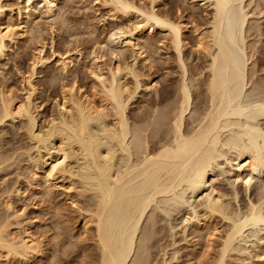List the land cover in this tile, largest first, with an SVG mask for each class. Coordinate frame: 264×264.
Returning a JSON list of instances; mask_svg holds the SVG:
<instances>
[{"label": "bare ground", "instance_id": "6f19581e", "mask_svg": "<svg viewBox=\"0 0 264 264\" xmlns=\"http://www.w3.org/2000/svg\"><path fill=\"white\" fill-rule=\"evenodd\" d=\"M20 1L28 3L26 20L16 24L11 17L13 12L21 17L20 7H14L12 0H0V59L7 55L8 42L26 36L29 24L40 14L51 19L56 14V0H39L43 2L40 13L32 6L35 0ZM99 1L129 20L128 17L137 19L131 26L116 27L111 35L112 42L132 50L133 60L135 55L147 59L144 52L149 48L145 46H151L156 37L167 39L182 69L176 89L171 92L166 89L162 96L150 101L149 109L129 115L128 103L140 86L138 71L133 66L135 60L132 64L113 63L105 72L93 70L100 87L98 91L91 90L88 94L74 87V83L64 84L56 103L57 113L52 114L44 130L36 131L38 123L32 100L36 88L32 77L36 67L50 58L44 53L45 43H41L25 79V98L17 100L9 90L0 92V122L16 117L25 122L29 147L38 153L36 160L44 157L41 149L47 150L46 156L40 159L44 178L41 182L36 180L40 190L60 186L57 181L60 178L66 191L75 190L76 195L84 197L81 203L75 199L70 202L79 213V226L93 244L94 257L86 264H126L131 256L135 264H145L147 257L142 241L164 230L161 224L156 225L159 219L153 210L165 212L170 201L183 200L185 191L197 193L211 183L216 175L213 163L225 156L224 149L233 152L227 161L234 168L236 181L249 187L254 177L264 174V134L254 123L255 117L264 116V75L254 79L264 57L256 41L247 40L252 34L264 35L255 17L264 9L257 0H190L197 5L193 7L206 9L209 17L200 25L192 21V43L202 55L198 56L192 77L187 81L182 48L189 43L184 18L198 21L196 12L189 11L174 19L157 9L162 0H148L146 5L137 3L138 0ZM52 56L57 57L61 69L66 71L68 57L54 50ZM260 70L264 71V63ZM127 75L134 78L132 88L125 83ZM247 83L254 97L245 101ZM194 98L203 102L202 107ZM191 110L198 116L196 119L187 117ZM226 131L230 132L224 135ZM2 158L0 163L4 161ZM37 169L31 172L33 180L37 179ZM210 190L198 204L202 212L193 210L192 217L199 231L216 214L229 220L213 261V264H224L235 237L249 225L264 223V207L251 201L242 213L235 214L222 201L221 191L214 187ZM5 191L1 203L8 214L0 217V250L5 255L14 253L26 257L29 252L40 255V241L29 226L23 225L24 209L13 208L11 188ZM139 227L145 234L141 240L137 237ZM13 229L21 230L13 234ZM204 236L209 242V230Z\"/></svg>", "mask_w": 264, "mask_h": 264}, {"label": "rangeland", "instance_id": "374dc122", "mask_svg": "<svg viewBox=\"0 0 264 264\" xmlns=\"http://www.w3.org/2000/svg\"><path fill=\"white\" fill-rule=\"evenodd\" d=\"M257 1L264 9V0ZM136 2L146 5L148 0ZM191 2L190 0H162L157 7L159 11L169 13L168 15L174 19L189 11L196 12L199 17L198 21L188 16L184 18L188 27L186 40L189 43L182 48L184 62L188 70L185 75L187 81L192 77L191 71L194 70L193 66L197 60L199 61L198 56L202 55L195 51L190 27L193 22L198 25L203 24L205 19L209 17L206 14V9L202 6L193 7L196 4H191ZM12 3L14 7H20L22 11L21 17L13 12L12 20L16 24L20 21L25 22V9L28 3L20 0H12ZM42 4L43 2L35 0L32 6L36 12L40 13L43 11ZM248 9L250 10V7ZM54 11L56 14L52 19L40 14L35 21L29 24L28 35H23L16 42L9 41L7 55L0 59V92H6V90L8 92L9 90L10 94L16 96L17 100H23L27 89L25 79L30 74V64L36 56L37 48L41 43H45L44 53L50 57L49 61L43 65H38L36 73L32 77L33 85L36 88L32 97L38 123L35 126L36 131L41 128L44 130L52 114L57 113L56 103L61 97L60 93L64 84L67 86L71 84L70 86H72L74 83V87H79L80 91L88 94L92 92L91 90L98 91L100 87L93 70L99 69L105 72L107 67L113 63L118 65L132 64L135 60L133 66L136 72L138 71L140 86L128 103L129 115H133L136 111L149 109L150 101L162 96L166 89L170 92L176 89L182 69L178 67L179 62H177L176 53L166 38L163 40L162 37L158 36L156 37L158 39L151 46H145V48H151L150 50L145 49L144 54L148 55L147 59H143L141 55H135L134 60V55L129 47L122 48L111 41L112 32L116 30V27L133 25L137 21L134 17H128L129 20L121 15V12L114 11L111 6L103 4L99 0H56ZM255 17L258 27L264 31V12ZM203 26L206 27L207 25L204 24ZM262 36L252 34L250 35L251 38L247 37V40H255L256 46L261 48V56L264 57V41H262L264 37ZM53 50L55 53L58 52V54L68 57L66 71L61 69L57 57L52 56ZM261 60L264 61V58ZM262 61L259 62L260 68L261 64L264 63ZM260 68L255 73L254 79L264 75V71ZM149 81H152L151 84ZM125 83L132 88L135 85L134 78L127 75ZM250 86V83H247L244 87L246 94H244L243 100L246 99L245 101L254 97ZM201 91L204 94V89ZM194 100L198 101L196 98ZM195 101H193V105L196 103ZM201 102H199L200 107L203 105ZM189 116L195 119L198 117L193 110L189 114L187 112V117ZM189 118L187 121L191 123ZM254 123L264 134V116L255 117ZM23 124L25 122L17 117L13 120L0 122V156L4 157L3 163H0V203L6 195L5 189L11 188L12 206L17 210L24 209L22 218L25 224H22L29 226L33 236L40 241L41 252L40 255L29 252L30 255L27 253L25 257V255L14 253L5 255L6 253L0 250V264H86L94 257L93 244H91L92 241L87 237L88 235L82 226H79V213L70 202V200L75 199L81 203L84 201V197L76 195L75 190L66 191L62 187L64 181H61L60 178L57 180L58 183L60 182V186L52 185L47 190H40L37 181L39 179L41 182L44 178L42 160L40 159H43L48 152L46 149H41V157L42 155L44 157L36 160L38 153L35 148H30L31 143L28 135H25L27 133ZM229 132L226 131L224 135L229 134ZM23 148L28 152H24ZM224 151L225 156L218 158L213 163L216 175L211 183L202 186L197 193L185 191L183 200L179 203L170 201L169 206L166 205L167 207H165V212L153 210L160 222L156 225L161 224L164 230H161L159 234L154 233L142 241V247L144 245L142 249L147 257L145 264H191L193 262L196 264H213L217 257L220 237L227 231L229 220L221 219L216 214L199 231L192 217L193 210L197 213L202 212V207L198 204L211 191V187L223 193L222 201L224 200L225 204H229L230 209L228 207V210L234 211L235 214L242 213L251 201L260 207H264V174L261 173L254 177L249 187L244 186L234 179V168L227 161H230L233 152H227L226 149ZM2 157L0 159H3ZM6 158L7 161H5ZM34 168H38L39 171H37V179L33 180L31 172L35 170ZM16 190L19 192L17 193ZM7 212L1 203L0 217L6 216ZM20 230L15 229L13 234ZM207 230H209V242L204 236ZM143 235H145L143 228L140 229L139 227L137 237L141 240L142 237L144 239ZM55 236H57L56 239ZM131 257L127 259L126 264H135ZM224 264H264V223L249 225L235 237Z\"/></svg>", "mask_w": 264, "mask_h": 264}]
</instances>
